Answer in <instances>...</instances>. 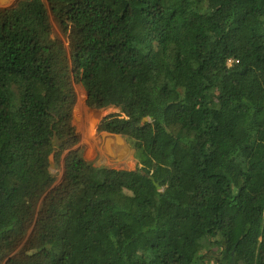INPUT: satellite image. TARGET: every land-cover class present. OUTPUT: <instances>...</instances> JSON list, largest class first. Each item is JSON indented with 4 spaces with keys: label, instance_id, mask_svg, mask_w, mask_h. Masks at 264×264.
<instances>
[{
    "label": "trees",
    "instance_id": "trees-1",
    "mask_svg": "<svg viewBox=\"0 0 264 264\" xmlns=\"http://www.w3.org/2000/svg\"><path fill=\"white\" fill-rule=\"evenodd\" d=\"M47 3L0 8V264H264V0ZM75 83L136 169L76 147Z\"/></svg>",
    "mask_w": 264,
    "mask_h": 264
},
{
    "label": "rangeland",
    "instance_id": "rangeland-1",
    "mask_svg": "<svg viewBox=\"0 0 264 264\" xmlns=\"http://www.w3.org/2000/svg\"><path fill=\"white\" fill-rule=\"evenodd\" d=\"M18 0H0V8H7L16 3ZM48 6L47 0H44ZM50 19L53 28L52 36L61 40L64 46L69 49L67 36L64 34L58 20L50 11ZM77 101L74 109V125L79 135L77 148L82 149L83 156L86 160L95 166L116 169V170H133L137 168V158L135 150L126 141L122 135L111 134L98 129L100 120L109 115L120 113L119 107L108 106L104 108H90L86 103V93L80 83H75ZM64 153L59 161L55 156H51L52 171L57 177L56 184L63 180L65 174Z\"/></svg>",
    "mask_w": 264,
    "mask_h": 264
},
{
    "label": "water",
    "instance_id": "water-1",
    "mask_svg": "<svg viewBox=\"0 0 264 264\" xmlns=\"http://www.w3.org/2000/svg\"><path fill=\"white\" fill-rule=\"evenodd\" d=\"M148 120V118L147 117H145L144 118V121H147ZM53 165H56V166H59L57 163H55V164H52L51 165V168H53ZM156 184V186H158L159 187V185L157 184V183H155Z\"/></svg>",
    "mask_w": 264,
    "mask_h": 264
}]
</instances>
